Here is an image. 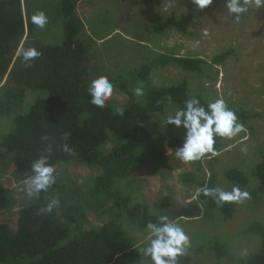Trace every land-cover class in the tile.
<instances>
[{"label":"trees","instance_id":"16d2710c","mask_svg":"<svg viewBox=\"0 0 264 264\" xmlns=\"http://www.w3.org/2000/svg\"><path fill=\"white\" fill-rule=\"evenodd\" d=\"M35 1L0 0V84L6 79V84L0 85V124L23 106L28 91L34 98L28 111L16 117L10 132L1 137L0 164L4 171L12 170L17 183L39 178L63 163L97 168L100 175L79 183L66 167L36 189L18 211L16 231L0 224V264H137L145 254L140 255L141 247L131 234L143 232L158 237L177 219L172 213L176 214L171 195L161 197L155 213L138 197L142 181L137 174L145 165L139 151L153 138L147 125L169 104L185 116L208 114V103L201 96H191L186 81L158 87L151 76L173 66L204 77L203 67L211 63L198 56H179L171 49L109 81H96L99 70L85 65L94 56L96 40L106 37L85 33L76 12L82 0L60 1V17L53 22L62 27L64 38L60 45H43L38 38ZM239 1L242 5L247 2ZM193 21L189 13H172L152 24L150 35H165L168 31L186 35ZM232 53L233 50L216 53L213 65H223ZM113 87L127 97L121 106L113 100ZM38 92H46V96H37ZM137 98L139 101L134 102ZM237 110L231 112L227 103L223 112L210 116L219 120L223 128L234 124L241 130L258 116ZM108 143L112 145L110 149H106ZM183 145L173 144L177 149ZM228 146L222 129L211 132L205 143L189 144L188 153L196 170L180 173L179 181L187 193L186 186L192 187L189 190L195 200L190 205V217L195 214L209 223H226L234 217L238 205L264 207V148L256 150L257 158L251 164L242 160L251 167L249 171L238 165L227 169L225 187L221 186L215 166ZM202 161H206V168ZM130 178L137 179L138 190L126 193L123 190L131 186L121 183ZM16 204L11 190L0 183V211L9 213ZM91 217L101 221L100 225H93ZM245 235L257 240L254 250L245 256H230L234 244L219 238L197 250L149 255L161 258L165 264H194V256L205 253L211 254L217 264L223 259L232 264H264V219L248 223L237 238Z\"/></svg>","mask_w":264,"mask_h":264},{"label":"rangeland","instance_id":"374dc122","mask_svg":"<svg viewBox=\"0 0 264 264\" xmlns=\"http://www.w3.org/2000/svg\"><path fill=\"white\" fill-rule=\"evenodd\" d=\"M60 1H35L38 7L36 34L43 45H60L63 41L62 27L53 23L60 17ZM76 12L78 19L84 23L86 34L91 33L95 38L106 37L103 41L96 40L94 56L85 65L99 70L96 81H109L114 75L171 49H175L179 56H198L211 63V66L203 67L204 77L201 73L186 72L173 66L159 69L151 76L152 83L158 87L175 86L186 81L190 95L201 96L208 103V114L196 112L185 116L169 104L162 115H156L147 125L153 138L149 146L139 151L145 165L137 174V179L142 181L138 197L145 200L155 213L161 197L171 195L176 214L172 213L177 219L158 237L143 232L131 234L136 245L141 247L140 255L145 254L137 264H165L161 258L157 260L150 255L158 257L182 249L197 250L217 238L234 244L230 256L248 255L256 247L257 240L248 235L237 238V233L248 223L262 221L264 207L252 203L238 205L236 214L226 223L220 220L209 223L195 217V214L190 217V209H193L190 205L195 197L189 190L192 187L186 186L189 192H185L179 175L196 170L188 153L189 144L205 143L214 130L222 129V136L229 145L220 154L215 166L221 186L228 185L224 177L227 169L238 165L249 171L251 167L242 160L247 159V163L251 164L253 158H257L254 154L256 150L264 148V0H247L243 5L239 0H82ZM172 13L177 16L189 13L194 17L188 34L168 31L165 35H150L149 27ZM223 50H233V53L223 65H213V55ZM5 84L6 79H3L0 85ZM110 92L119 106L126 102L127 97L115 87ZM37 96L45 97L46 92H38ZM138 101V98L134 99V102ZM33 102L32 92L28 91L23 106L0 124V139L10 132L14 119L25 114ZM227 103L231 112L239 109L237 111L245 114L258 115L248 121V128L253 132L247 127L238 129L234 124L223 128L219 120L210 116L220 110L223 112ZM174 143L176 147L184 145L177 149ZM111 147V143L106 145V149ZM205 162L202 161L204 168ZM63 164L24 183H17L12 170L4 171L0 164V183L11 190L17 203L9 213L0 211V224H7L16 231L18 211L31 200L36 189L62 168L67 167L69 174L79 183H86L91 177L100 175L97 168ZM162 171L164 176L158 174ZM137 179L122 182L121 185L131 186L122 190L136 192L139 185ZM195 179L198 180L197 177ZM167 185L169 188L164 189ZM106 220L103 219V222ZM91 221L93 225L101 223L95 217H91ZM194 260V264H217L209 253L194 256ZM219 264L232 263L223 259Z\"/></svg>","mask_w":264,"mask_h":264},{"label":"water","instance_id":"95a60500","mask_svg":"<svg viewBox=\"0 0 264 264\" xmlns=\"http://www.w3.org/2000/svg\"><path fill=\"white\" fill-rule=\"evenodd\" d=\"M20 49V48H19Z\"/></svg>","mask_w":264,"mask_h":264}]
</instances>
